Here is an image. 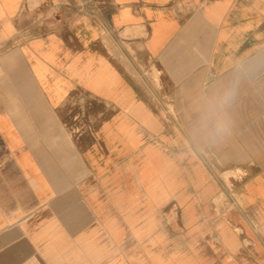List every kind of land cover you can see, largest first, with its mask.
Wrapping results in <instances>:
<instances>
[{
	"label": "crops",
	"instance_id": "obj_1",
	"mask_svg": "<svg viewBox=\"0 0 264 264\" xmlns=\"http://www.w3.org/2000/svg\"><path fill=\"white\" fill-rule=\"evenodd\" d=\"M202 153L243 170L225 264H264V0H0V264H206L161 211L208 179Z\"/></svg>",
	"mask_w": 264,
	"mask_h": 264
},
{
	"label": "rangeland",
	"instance_id": "obj_2",
	"mask_svg": "<svg viewBox=\"0 0 264 264\" xmlns=\"http://www.w3.org/2000/svg\"><path fill=\"white\" fill-rule=\"evenodd\" d=\"M199 160L206 167L205 172L208 179L197 185L200 186L198 191L196 190L198 189L196 185L189 184V190L193 193L192 198L186 200L183 205L174 206L175 200H169L164 204L161 211L164 214L163 224H166L170 231L167 235L171 238L177 235L175 232L181 235L182 246L180 251L184 262L188 259L186 254H189L192 249L196 250L200 259L206 264H225L228 259L245 262V258L240 257L238 253L229 255L215 229L219 223H224L230 228H237L234 232L236 235L241 231L240 227L242 226L238 223L239 216H241V212L238 209L239 195L236 189L238 188L237 178L241 176L243 170L219 168L214 165L211 161L212 159H209L206 153L199 154ZM225 173H228V180L224 176ZM211 177L215 181L216 190L207 197H205L206 193L202 197L201 190L206 188ZM230 196L233 198H230ZM228 212H230V215ZM189 214H191L192 218L191 224L203 227V231L191 235L188 233ZM239 235H242L240 236L242 238L245 237L243 234ZM190 237L193 238L192 244ZM176 247L179 248L178 244L171 240L168 241L166 249L171 252ZM262 262H264V259Z\"/></svg>",
	"mask_w": 264,
	"mask_h": 264
},
{
	"label": "clouds",
	"instance_id": "obj_3",
	"mask_svg": "<svg viewBox=\"0 0 264 264\" xmlns=\"http://www.w3.org/2000/svg\"><path fill=\"white\" fill-rule=\"evenodd\" d=\"M235 93L236 86L231 85L221 96L206 104L196 129L205 144H217L231 135V122L227 118L226 109L230 106Z\"/></svg>",
	"mask_w": 264,
	"mask_h": 264
}]
</instances>
